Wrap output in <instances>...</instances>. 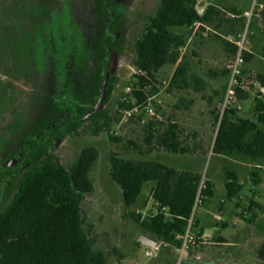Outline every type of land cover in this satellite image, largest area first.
Instances as JSON below:
<instances>
[{
	"label": "rangeland",
	"instance_id": "1",
	"mask_svg": "<svg viewBox=\"0 0 264 264\" xmlns=\"http://www.w3.org/2000/svg\"><path fill=\"white\" fill-rule=\"evenodd\" d=\"M117 8L124 22L122 32L124 36L125 52L133 55L131 65L123 63V54L110 51L108 57V73L117 76L118 82L110 97L109 103L104 106L111 117L108 126L93 133V126L86 124L76 134H70L56 141L51 151L61 162L69 167L79 157L80 150L87 144L98 147L100 156L92 171L94 190L86 195L82 203L87 222L92 224L91 233L97 237L96 247L112 253L109 264H176L178 252L176 246L158 241V248L152 256L146 254L149 246L140 241L143 235L139 226L126 215L127 210L121 200V190L111 179L108 157L110 153H118L129 158H159L160 153H171L163 148L149 145L145 141L147 133L138 118L126 120L123 118V94L129 85L136 86L138 68L133 65L136 41L145 33V26L150 16L154 15L161 0H116ZM256 1L264 0H198L197 7L209 6L210 3L220 2L223 7L221 14L216 18L219 22L211 25V36L206 41L205 51L212 64L220 67L218 75L211 78L208 72L205 78L220 86L218 93H214L213 105L197 102L193 87L178 91L170 88V81L177 64H168L163 67L156 79L151 80L146 87L151 92L153 87L160 90L163 106L159 107L158 120L167 123L171 118L176 105L187 110L186 100L193 99L188 108L206 117L207 127L205 137L199 140V135L193 133L192 127L181 125L182 139L190 146L203 145L211 148V142L216 132V114H219V105L224 96L229 72L227 63L233 56H224L225 38H234L247 28L244 16H233L245 10L244 6ZM232 2L236 5L233 6ZM37 6V8L35 7ZM249 6V7H250ZM36 8V9H35ZM236 9V10H235ZM204 11V9H203ZM96 26L94 0H0V169L14 164L16 158H9L11 151L16 147L23 130L31 123L38 113L37 102L39 96L51 90L54 95L67 106L73 102L71 88L72 72L67 64L73 54L82 52L84 42ZM215 28L223 36L214 32ZM206 30L200 26L198 34ZM248 52L254 58L244 65L243 85L248 91L245 99L239 100L240 114L255 117V97L259 95L261 83L257 81V74H264V9L257 10L249 22ZM233 34V35H229ZM187 55V60L193 70L209 67V62L201 60L203 55L195 48L193 41L181 56ZM218 67V66H217ZM198 71V70H197ZM211 79V80H210ZM193 83V79L190 78ZM181 102V103H180ZM152 119V118H151ZM150 119H147L149 121ZM103 122V120H100ZM264 129V126H262ZM119 137L116 141L112 136ZM155 155V156H154ZM182 159H189L199 167L202 177L213 176L218 182V191L212 198L205 201L198 209V213L206 214L209 226L205 227L203 238L192 244L187 252L186 260L182 264H264V260L257 256V247L264 243V211H259L253 217L246 212L250 201L240 199L241 207L236 201H227L223 204L225 183L219 176L225 177V169H233L226 160L219 158L215 153L207 151L206 155L178 154ZM194 157V158H193ZM250 183L245 185L243 194L264 205V185L254 188L251 173L245 174ZM253 184V185H252ZM152 185L148 184L141 196L140 203L135 207L143 215L154 214L157 204L151 197ZM259 193L263 195H258ZM263 196V198L261 197ZM221 203V205H220ZM223 212L229 210L234 215L224 219L214 218L215 210ZM226 225V226H224ZM194 231L199 234L198 226Z\"/></svg>",
	"mask_w": 264,
	"mask_h": 264
},
{
	"label": "trees",
	"instance_id": "2",
	"mask_svg": "<svg viewBox=\"0 0 264 264\" xmlns=\"http://www.w3.org/2000/svg\"><path fill=\"white\" fill-rule=\"evenodd\" d=\"M116 3V0H94L95 30L86 38L80 55L73 54L67 64L72 72L69 79L72 94L79 102V116L90 113L87 120L72 122L70 110L48 96L40 104L39 115L21 135L19 149L24 153L26 165L23 169H8L6 174L11 178L0 199V264H109L112 253L96 247L97 237L87 228L92 224L87 222L82 209L86 195L94 190L92 171L100 156L98 147L83 146L78 159L69 167L50 151V147L68 133L78 132L85 123L93 126L95 134L109 124L111 117L107 109L94 111L93 106L103 92L108 48L123 50L115 37L120 19ZM197 5L198 0H161L156 13L149 17L145 33L135 44L133 65L144 73L135 76L136 86L141 87V90H134L138 101L146 98L144 90L163 67L179 62L181 49L187 44L194 25L210 23L221 14L216 5L210 4L202 12ZM225 42L232 46L234 57L237 46L226 39ZM244 56L246 62L254 57L248 51ZM190 71L184 56L173 73L170 88L189 86ZM257 81L261 83V90L255 97V119L241 116L238 107L227 109L222 115L219 111L215 117L213 153L251 161L264 160V74H257ZM116 82L117 78L111 75L104 105L109 103ZM152 91L157 89L153 87ZM248 94L247 89H238L239 100ZM131 106V103L119 104L120 109ZM161 120L137 121L147 133V144L176 154L198 152L199 145L190 146L183 141L181 127L176 121L170 118L164 123ZM112 138L121 140L114 135ZM108 162L111 179L121 190L126 215L139 226L143 235L180 246L177 235L187 230L203 178L201 173L179 170L156 159L129 158L118 153H110ZM252 178L255 185L260 183L258 172L252 171ZM148 184L152 185L151 197L157 204V211L143 215L135 207ZM225 188V200L238 199L235 204L241 207L243 185L236 174L227 173ZM204 194L205 201L215 194L209 180ZM244 210L256 217L259 211H264V205L251 200ZM198 235L202 236L203 232ZM256 253L264 260V243L257 247Z\"/></svg>",
	"mask_w": 264,
	"mask_h": 264
},
{
	"label": "crops",
	"instance_id": "3",
	"mask_svg": "<svg viewBox=\"0 0 264 264\" xmlns=\"http://www.w3.org/2000/svg\"><path fill=\"white\" fill-rule=\"evenodd\" d=\"M259 3L264 5L263 1H259ZM210 4L216 5L219 8L223 7V5L220 2L210 3ZM232 5L235 6L236 3L232 2ZM249 6H250V4H247L246 6H244L243 10H247L249 8ZM206 7L207 6H205V7L201 6V8H203L204 10ZM233 15H236V14H233ZM212 23H215L216 26H218V24H219V22L216 21V18H213L211 20V22L207 23V24L196 23L194 25V29H193L192 34L189 36L187 44L181 49V51L184 53L185 50H187V47L189 46V44H191V42L193 41V43L195 44L196 50H198L199 53L203 55V58L201 57V60L204 59L203 61L210 63L207 70H206V68L204 70L203 67H201V69L197 68L196 70H193V75H192V79L194 81L193 83H191L189 80V83H190L189 86H187L185 88H178V91H181L183 89L185 90V89H189L190 87H193V91L195 92V95L197 97H199V100H198V98L196 99L195 104L197 102L200 104V102H201V104L207 103V104L213 105L215 102V98L213 97V94L218 93V90L220 88V86L218 84H214L211 79H210L211 81H209L204 76L205 73L208 72V74L211 75V78H214L218 75V72L220 71V67L218 65V62L212 64L211 59L207 56L206 51H205L206 41H207L208 37L211 36V32L209 30H211ZM201 25L206 27L207 29L202 32L203 34L197 35L198 29ZM214 32L216 34L223 36L221 33L218 32V30L216 28H215ZM229 35H233V34H229ZM227 37L224 36V38L226 40H228L230 43H233V42H231L230 38H227ZM224 50L226 52L224 54L225 57L228 55L233 56L232 51H231L232 46L230 44L225 42L224 43ZM252 53L256 54L253 51H252ZM184 56H186V60H187V55H184ZM184 56L183 55L181 56L178 63H180L182 57H184ZM232 59L233 58H230L228 63H227L226 73H228V71H229V63L231 62ZM190 69H191V66H190ZM227 76H228V74H227ZM186 101L187 102H185V103H187V105L185 104V106L187 107V110H183V106L181 107L180 104H177L176 109L174 110L171 118L174 121H176L180 125V127L183 124L185 126H189V128L192 127L193 133H197L199 135V140H202V138L205 137L204 131H206V127H207L206 117L203 116L202 111L197 113L196 111H192L190 108H188L190 106L189 104L194 102L193 99L188 98V100H186ZM240 115L243 117L255 119V117H253V116H244V115H242V113ZM215 136H216V132H215V134L213 136V140L211 142V148H213V142H214ZM203 146H204V148H200L198 150V152L189 153V154H193L194 156H196L198 154L206 155L207 151H210L211 148L208 150V147L206 145H203ZM216 156H218L219 158H222L223 160H226L229 163V165H231L233 168V169H225V177L219 176L218 179L222 178L224 183H226V180H227V173L231 172V173H234L237 175V177L239 179V183L243 185V189H244L245 185L250 183V180H248V178L246 177L245 174H247V173L252 174V171H256L260 175V183L258 185H255V184L254 185L252 184V185L254 186V188L256 190L258 189L259 185H264V160L251 161V160L241 158V157H229V156H224V155H219V154H216ZM154 159L159 160V161H161V162H163L169 166H173L179 170H189V171L198 172V169H200V166L199 167L195 166L193 161L189 162V159L188 160L182 159L176 153H165V152L160 153L159 158H154ZM214 177H217V176L215 174H213V176H207V180H209L213 183L215 193H216L218 191L219 180H215ZM243 189H242V192L240 194L242 198H245L249 201L255 200V197L250 198L247 195H244ZM225 194H226V190L223 193L224 197H223V200L221 201L223 204H225L224 202H226ZM258 195H263V194L259 193ZM261 197L263 198V196H261ZM230 202H232V201H230ZM220 205H221V203H220ZM217 211H218V209L215 210V213H214V218H216V219H218L217 216H220L222 220H227V219H224L223 215H227L228 218L230 216H232V214L234 215V213H232L231 211H229L227 209L223 210V212H217ZM197 220H198V227H199L200 231H202L204 234H206L205 227L209 226L208 220H210L209 217L207 216V210H206V214L198 213L197 214Z\"/></svg>",
	"mask_w": 264,
	"mask_h": 264
},
{
	"label": "built area",
	"instance_id": "4",
	"mask_svg": "<svg viewBox=\"0 0 264 264\" xmlns=\"http://www.w3.org/2000/svg\"><path fill=\"white\" fill-rule=\"evenodd\" d=\"M264 9V5L259 3L258 1L251 4V6L244 11L242 15H233V16H244L247 21V28L249 22L253 18L254 15L257 14V10ZM245 29L241 31L237 37L230 38L231 42H233L237 46V52L231 62L229 63V75H228V82L225 89L224 96L219 105V111L222 115L224 111L227 109H231L233 107L241 108L238 104V89H246L243 85V74H244V65L246 63L244 53L248 51L247 43L249 41V30ZM137 74H144L141 70L137 72ZM134 90H141L139 85H129L126 87V91L123 94L122 102L124 103H131L132 106L128 108H123V118L126 120H130L132 118H138L142 123L147 122V119H151L154 117H159V107L163 106V101L160 96V90L147 92L146 89L144 90L146 93V98L142 101H138ZM207 189V179L203 177L197 191V195L195 198V203L193 206L192 215L189 219V224L187 230L183 234H178L177 238L181 240V245L176 248L178 252V260L176 264H182L184 260H186L187 252L190 249L192 244H195L198 240L203 238L204 236H199L195 231V220L197 218L198 209L202 207L205 203V194L204 192ZM218 219H221L220 216H217ZM149 250L146 252L147 255L152 256L154 250L157 247L149 246Z\"/></svg>",
	"mask_w": 264,
	"mask_h": 264
},
{
	"label": "flooded vegetation",
	"instance_id": "5",
	"mask_svg": "<svg viewBox=\"0 0 264 264\" xmlns=\"http://www.w3.org/2000/svg\"><path fill=\"white\" fill-rule=\"evenodd\" d=\"M117 2V1H116ZM116 9H117V12H118V14H119V23H118V25H119V28H118V30L116 31V34H115V37H117V39L119 40L118 42V45L119 46H121L122 48H123V50L120 52V51H117V50H115V49H113L112 47H109L108 48V54L106 55L107 56V64H106V72H105V80H104V85H103V90H104V87L106 88V85H107V82H108V80H109V78H110V76L111 75H113V74H110V73H108V57H109V53H110V51H115L116 53H119V54H123L124 56H123V63H125L124 62V58H125V55L127 54V52H125V44H124V36H123V32H122V28H121V26H122V23L124 22L123 20H124V18L122 17V15L120 14V12L118 11V8H117V3H116ZM130 54V53H129ZM132 55V54H131ZM132 57H133V55H132ZM126 64V63H125ZM127 65V64H126ZM113 76H115V75H113ZM116 78H117V76H115ZM117 82H118V78H117ZM116 82V83H117ZM116 85V84H115ZM72 88V87H71ZM114 88H115V86H114ZM114 91V90H113ZM73 93V92H72ZM113 93V92H112ZM102 94H103V92H102ZM106 94V93H105ZM112 95V94H111ZM48 96H50V97H53L54 98V100H56L57 102H59L64 108H66V109H68V110H70V112H69V115L72 117V122H75V121H82V122H85L86 120H87V118H88V116H89V114H86V115H84V116H79V111H78V108H79V102L76 100V98H75V96L73 95L72 97H73V102L71 103V104H68L67 106H65V105H63L62 104V102L56 97V95H54V92H51V90H49V92L48 93H46V94H44V95H42L41 97L39 96V99H38V102H37V106H38V113L32 118V121H33V119H35L38 115H39V112H40V104H41V102L43 101V99L45 98V97H48ZM102 96V95H101ZM111 97V96H110ZM100 99H101V97L99 98V100L94 104V111H97V110H99V109H101V108H105L104 106H106V105H104V103H103V100H102V103H101V106L97 109L96 108V106H97V104L99 103V101H100ZM110 101V100H109ZM32 121H31V123H32ZM30 123V124H31ZM69 123H70V121L64 126L65 128L69 125ZM29 124V125H30ZM28 125V126H29ZM27 126V127H28ZM83 126H86V123L83 125ZM83 126L82 127H80L79 128V131H80V129L81 128H83ZM26 127V128H27ZM25 128V129H26ZM24 129V130H25ZM23 130V131H24ZM78 131V132H79ZM78 132H73V133H68L67 135H70V134H76V133H78ZM23 133V132H22ZM22 135V134H21ZM21 135H20V139H19V141L17 142V144H16V147L11 151V153H10V156H9V158H16V162H14V164H12V165H8V166H6V167H3V168H1L0 169V199L1 198H3V195H4V190H5V184H6V182L8 181V179H10L11 178V176L9 175V174H6V172L8 171V169H10V168H12V167H17L18 169H23L24 167H25V165H26V161H25V157H24V153H23V151H20V142H21ZM67 135H65V136H67ZM64 136V137H65ZM50 137V136H49ZM64 137H62V138H64ZM62 138H60V139H62ZM60 139H58V140H60ZM58 140H55V142L51 145V147H50V151H51V148H52V146L56 143V141H58ZM52 152V151H51ZM55 155V154H54Z\"/></svg>",
	"mask_w": 264,
	"mask_h": 264
},
{
	"label": "water",
	"instance_id": "6",
	"mask_svg": "<svg viewBox=\"0 0 264 264\" xmlns=\"http://www.w3.org/2000/svg\"><path fill=\"white\" fill-rule=\"evenodd\" d=\"M202 11H203V8L200 9V12H202ZM131 59H132V55L129 54V53H127L125 55L124 62L127 65H131ZM105 93H106V88L104 87V90H103V94L101 96V99H100L99 103L96 106L97 109L101 106V103H102V100H103V98L105 96ZM140 241L143 242V243H145V244H147L148 246H151V247H157V245H158L156 240H154L151 237L146 236V235H141Z\"/></svg>",
	"mask_w": 264,
	"mask_h": 264
}]
</instances>
